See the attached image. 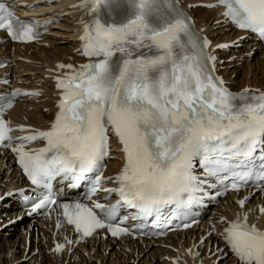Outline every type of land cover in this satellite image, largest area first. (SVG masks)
Segmentation results:
<instances>
[{
    "label": "snow or ice",
    "instance_id": "obj_1",
    "mask_svg": "<svg viewBox=\"0 0 264 264\" xmlns=\"http://www.w3.org/2000/svg\"><path fill=\"white\" fill-rule=\"evenodd\" d=\"M198 6L223 9L217 25L230 23L264 41V0L188 5ZM73 7L92 17L87 23L80 21L82 55L90 61L79 67L57 65L68 71L56 77L59 101L46 129L13 128L0 110V145L15 154L30 182L29 189L9 191L5 197L18 195L36 213L57 204L56 183L67 187L83 183L89 199L99 191L107 194L105 200L115 193L112 204H59L78 243L98 229L112 237L131 234L122 226L128 218L122 212L130 211L131 219L141 224L150 220L158 229L151 234L163 235L175 222L190 227L183 221L213 192L211 198L216 199L251 182L264 193V92L244 88L234 93L216 75L217 56L212 52L229 44L213 48L180 0H80ZM38 27L19 20L0 3V30L13 40L38 39ZM20 94L14 89L0 97L3 109L11 108ZM13 131L26 134L14 137ZM110 134L118 140L123 162L114 177L105 178ZM37 141H43V147H25ZM107 180L114 186L103 187ZM247 199L236 203L243 209ZM251 211L237 212L231 220L220 218L226 226L219 236L236 264H264V228L249 222ZM259 212L264 214V207ZM215 231L213 226L209 235ZM63 248L57 244L54 251ZM188 251L194 260L200 256Z\"/></svg>",
    "mask_w": 264,
    "mask_h": 264
},
{
    "label": "rangeland",
    "instance_id": "obj_2",
    "mask_svg": "<svg viewBox=\"0 0 264 264\" xmlns=\"http://www.w3.org/2000/svg\"><path fill=\"white\" fill-rule=\"evenodd\" d=\"M197 11V9H195ZM202 10L197 13L201 17L203 16L204 19H206L205 26L209 30L210 33L216 34L217 32L219 33L220 31L222 34L229 33L227 30L222 29L223 27L221 25H217L216 21L214 18L216 17L212 11H206V12H201ZM205 11V10H204ZM196 14V15H197ZM198 19V18H197ZM71 20H74V18H71L70 14H64L62 17L59 18V21L53 25L52 27V34L49 36V41L47 46H40V47H35V48H30L29 52L30 53H35L38 56H36V60H29V61H21L18 60L16 62V65L14 66L15 71L19 72L21 76L24 78H28L29 80L31 79H39V76L42 75V67L44 66L42 64V57L49 59L51 58L52 55L54 54H63L68 51L71 54V49L73 48V45L75 43L74 38L72 37V29L71 25L74 23ZM243 44V46L237 47V51H235V54L229 58L228 61L225 62L224 64V69L223 72L224 74L229 77L231 80H233V86L236 85L234 83V80L239 82L238 80L242 77H244L246 80H251L253 78L257 79L260 81L261 78V70H263L264 67V51L262 49H257L251 45L247 46V42H240ZM40 48H43L45 52L39 51ZM36 51L34 52V50ZM12 49H9L11 51ZM247 50V53L244 51ZM47 51V52H46ZM242 51V53L240 52ZM46 54L49 56L46 57ZM51 55V56H50ZM64 57V56H62ZM46 70V69H45ZM234 70V72H232ZM264 71V70H263ZM42 78V77H41ZM48 86V84H47ZM21 110L24 112L23 117L26 119H31L36 123V121L40 120V115L42 114H47L48 113V108L43 107L42 102H35L31 103L29 106L22 105ZM36 120V121H35ZM1 158V157H0ZM0 164H1V159H0ZM14 172L12 166L8 163L7 160L3 159V163L0 168V189H2L4 186L8 185L14 178ZM21 229L20 227H17L15 230L10 231V233L2 238L0 240V264H55V259L52 257L50 253L47 252V249L45 251H41L39 254H34L31 259H26L22 262H18L16 260L17 258L20 257L19 253L21 254V239L16 238L17 234H20L21 236ZM40 240L42 238L38 237ZM37 238V240H38ZM14 243V245L12 244ZM13 245V247L10 250V253L8 255H5L7 251L4 253L3 251L10 248ZM38 245H41L39 243ZM45 242L42 241V246L45 248ZM99 245V244H97ZM20 250V251H19ZM116 250V251H115ZM103 252L104 256V262L101 260L96 259L93 257V255H96L98 253V250L92 254L89 253L87 254L86 252L84 254L79 253L77 255H71L70 259L68 260H63L61 263V260L56 259V264H96L97 260L98 262L101 261L103 264H137L138 261H140L142 258L146 256V254H140L138 257L136 256V253L133 254L132 258L128 259V256H125V254H130L123 252L122 250H119L115 246H111V248H107L104 250H100ZM114 253L111 255V252ZM2 252V253H1ZM15 256L18 257L14 258L12 257L11 261H8L10 256ZM5 258V259H4ZM36 258V259H35ZM125 258V259H124ZM149 258H146L148 260ZM7 260V261H6ZM120 262H117V261ZM31 261V262H30ZM224 260H221L220 263ZM115 262V263H114ZM161 262V261H160ZM142 264L144 262H141ZM160 264V263H157ZM226 264L227 261H226Z\"/></svg>",
    "mask_w": 264,
    "mask_h": 264
},
{
    "label": "bare ground",
    "instance_id": "obj_3",
    "mask_svg": "<svg viewBox=\"0 0 264 264\" xmlns=\"http://www.w3.org/2000/svg\"><path fill=\"white\" fill-rule=\"evenodd\" d=\"M185 1V0H184ZM188 2L190 1V0H187ZM60 7H64V5H63V3H61V5H60ZM200 11V9L199 10H197V11H195V16H196V18H198V24H199V27H200V29L201 28H203L204 29V27H203V24H205L206 23V19H204L203 18V16L201 17L200 15H198L197 13ZM201 12H206V11H204V10H202ZM211 12V11H210ZM216 12V10H214V11H212V13H215ZM217 13V12H216ZM70 14H71V18H74L75 17V19L74 20H71L72 22H74L75 23V21H77V18L79 17V16H82V13H80L79 11H77V10H72L71 12H70ZM197 14V15H196ZM214 19H216V18H214ZM73 23V24H74ZM71 25L70 27H71V29L74 31L76 28H77V24L75 25ZM204 33H206V30L204 29V31H203ZM228 35L229 34H225L224 35V37L222 38V36L220 35V36H217L216 38H212L213 39V41H214V43H216V42H218V41H222V40H224V39H226L227 37H228ZM73 38H76L77 37V34H75V35H73L72 36ZM9 46V45H8ZM34 46H36L35 44H33V45H28V46H19V45H14V50H13V52H11V54H16L17 56H19V55H23L25 58H28V59H31V60H36V56H38L37 54H35V53H30L29 52V49L30 48H33ZM10 47V46H9ZM35 48V47H34ZM24 49V52H22V50ZM36 51V49L34 50V52ZM39 51H42V52H45V50L43 49V48H40L39 49ZM246 53H247V50H244ZM263 51H264V48H263ZM47 52V51H46ZM241 53H242V51H240ZM7 53H6V50L4 49V46H0V57L1 56H3V55H6ZM222 54H226L225 52L224 53H222ZM264 54V53H263ZM67 55H69V53H68V51L66 52V53H63V54H54V55H50L51 56V58H50V60L49 59H46V58H44V57H42V59H41V61H42V64L44 65L43 67H42V75L41 76H39V78H43L44 77V75H47V74H53L54 73V71H56L57 70V68L56 67H54V62L56 61V60H62V61H64L65 60V58L66 57H68ZM49 55L48 54H46V57H48ZM62 56H64V57H62ZM46 68H49L48 70H50L49 72H47V71H45V69ZM263 70H264V67H263ZM263 70H261V78H260V81H258L257 79H255V78H253V79H251V80H246L244 77L242 78H240L238 81L239 82H237V81H235L234 80V83H236V85H234V86H231L230 85V87L233 89V90H239L240 88H242L243 86H245L246 84L247 85H253L254 87H261V88H264V87H262V84H263V82H264V71ZM232 72H234V70L232 71ZM228 80H230L229 78H228ZM46 83L47 82H49L48 80H44ZM51 86H53V85H51ZM51 88V87H50ZM44 106H49V102H47ZM22 113V110H21V108L19 107V108H15L12 112H11V114H10V118L11 119H13V121L14 122H20V123H22V124H28V125H35V126H39V125H37V124H39V122H42L44 119H47V118H49V115H50V113H47V114H42V116L40 115V120L39 121H36V123L34 122V121H32L31 119L30 120H25V119H22L21 117H20V114ZM2 161H1V164H0V168H1V165H2ZM9 163L11 164V162L9 161ZM115 163H112V166L114 165ZM11 166H13L12 164H11ZM5 188H2V189H0V192L2 193V191L4 190ZM11 189V187H9V190ZM4 192V191H3ZM233 199H235V195H230V196H228L227 198H226V202H225V204H224V206H225V208H226V212L224 213V216H226L227 218H231V217H234L235 215H236V213L237 212H243V211H248V209H252V211L251 212H249V216H250V218H252V219H254V217H256V218H258L259 219V221L257 222V224H258V226L260 227V228H264V214H261L260 212H259V204H260V202H264V197L262 198V200H259V202H256V200L255 199H253V204H250V203H248V202H246V204H245V207L243 208V209H241V207L236 203V201L237 200H233ZM255 203H257V205H255ZM264 204V203H263ZM236 210H237V212H236ZM254 213V215H252ZM252 215V216H251ZM40 224H48V223H50L51 224V231L53 232V226H54V223H51L50 221H47V223H44V221L43 220H41L40 222H39ZM47 226V225H46ZM12 227V226H11ZM203 227H205V224H202V225H198L196 228L197 229H201V228H203ZM27 228V226L25 225V227H24V235H21L20 236V234H17L16 235V238L18 237V238H20L21 239V242H20V245H21V250H22V252H21V254L19 253V255H20V257L19 258H17V257H15V256H10V258H9V260L8 261H11L12 259V257H14V258H17L16 260H18V259H20L22 256H24L23 255V253H24V251H25V244H26V235H27V233H31V234H33V232H30V230L28 229H26ZM16 229V228H15ZM26 229V230H25ZM215 229H218V230H220V228L218 227V225H216L215 226ZM12 230H14V228L12 229ZM194 230H195V227L192 229V230H190V231H188V232H186V233H182V234H176V235H172V236H170L169 237V239H165L164 241H162L161 243H163V244H166V245H171L172 247H174L175 249V252H172V251H170V250H162V249H157V248H152V249H150L149 251H145L144 249H142V248H139V247H136V245H133V244H125V245H123L122 247V249H123V252L125 251V250H127V251H129L130 253H135V251H136V253H137V257L140 255V253H144V254H146V256L144 257V258H142L140 261H138V263L137 264H142L141 262H144L143 264H157V263H160V264H170L169 262H167V261H161L160 262V259H159V257H163V256H169V257H174L175 258V260H176V262H177V264H196V262H197V260L199 259L200 260V262H201V260H203V264H210L211 263V261H213L214 260V258L215 257H217L219 254H224V253H226L227 254V251L224 249V247H223V243L222 242H217V246L220 248V249H223V252H219L218 251V253H217V255H215V256H213V257H211V258H209V257H207L206 256V253H204L203 251L202 252H200V250H199V248H197L196 250H195V248H194V241H193V238H194V236L199 232H197V233H194ZM41 231H42V229H41ZM42 234H44L43 233V231L41 232ZM60 234H62V231L61 232H59ZM182 236H187L188 237V239L186 240V241H182L181 239H182ZM173 238L174 239H176L177 238V241H175L174 242V240H173ZM49 239V238H48ZM172 239V240H171ZM90 241H91V239H89ZM33 241V239L31 240V242ZM120 241H122V240H120ZM119 241V242H120ZM13 245H14V243H12ZM113 244H115V245H117V246H119L120 247V243H114L113 242V240H108V241H102V244L99 246V249L100 248H102V250H104V252H105V249H107V247H109V246H111V245H113ZM188 244H191V247H190V249H192V252H199L200 253V256L199 257H197L195 260L193 259V257H192V255H190V254H184V252H183V250L187 247V245ZM13 245L10 247V248H8V249H6V250H4L3 252L5 253L6 251H7V253L5 254V255H8L9 253H10V250H11V248L13 247ZM33 245H34V241H33ZM208 245H209V240H206L205 242H204V245H200V247H202V246H204V250H205V248H207L208 247ZM105 247V248H104ZM147 247V246H146ZM20 251V250H19ZM33 251V249H31V250H29L28 252H27V254L25 255V257H27L31 252ZM214 251V248H212L211 249V252H213ZM89 252V251H88ZM2 253V252H1ZM114 253V251L113 252H111V255ZM127 253V252H126ZM104 254H103V252L102 251H100V250H98V253L96 254V255H93V257H95L96 259H98V260H101L102 262H104V256H103ZM133 254H125V256H128V259H130V258H132L133 256H132ZM229 254H227V256H228ZM29 257V256H28ZM54 259H55V264H56V262L59 260V258H58V256L57 255H54V256H52ZM63 257H65V256H63ZM32 257H29L28 259H31ZM146 258H149L148 260H146ZM5 259V258H4ZM36 259V258H35ZM56 259H58L57 261H56ZM125 259V258H124ZM98 260H97V263H98ZM7 261V260H6ZM101 261L98 263V264H100L101 263ZM115 261H117V260H115ZM226 261L227 260H225V261H222L220 264H226ZM230 262L228 263V264H234V259H231L230 258V260H229ZM31 262V261H30ZM63 262V260H61V263ZM117 262H120V261H117ZM96 263V264H97ZM105 263V262H104ZM115 263V262H114ZM121 263V262H120ZM9 264H11V263H9ZM101 264H103V263H101ZM117 264V263H116ZM172 264V263H171Z\"/></svg>",
    "mask_w": 264,
    "mask_h": 264
}]
</instances>
